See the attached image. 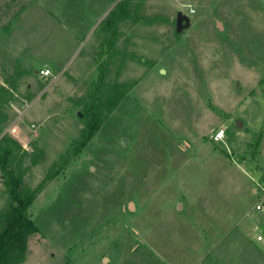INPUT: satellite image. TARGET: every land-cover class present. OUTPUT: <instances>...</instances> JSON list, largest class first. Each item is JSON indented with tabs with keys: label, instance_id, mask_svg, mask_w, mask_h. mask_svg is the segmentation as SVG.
I'll use <instances>...</instances> for the list:
<instances>
[{
	"label": "rangeland",
	"instance_id": "obj_1",
	"mask_svg": "<svg viewBox=\"0 0 264 264\" xmlns=\"http://www.w3.org/2000/svg\"><path fill=\"white\" fill-rule=\"evenodd\" d=\"M118 1L0 0V136L18 133L22 188L55 172L22 264H264V0H144L104 52ZM100 61L138 81L79 159L75 101ZM4 189L0 171V212Z\"/></svg>",
	"mask_w": 264,
	"mask_h": 264
},
{
	"label": "trees",
	"instance_id": "obj_2",
	"mask_svg": "<svg viewBox=\"0 0 264 264\" xmlns=\"http://www.w3.org/2000/svg\"><path fill=\"white\" fill-rule=\"evenodd\" d=\"M143 1L119 0L101 20L100 27L109 32L106 44H103L104 52L114 49L117 26L120 22L125 20L138 22L141 19L137 15L133 16L132 13L139 11ZM114 52L117 53L116 50ZM103 53L101 55H104ZM126 57L131 58L128 54H124L123 59ZM95 68L97 70L95 79L89 83L87 92L75 101V104L80 106L78 117L82 120L83 127L80 135L72 140L71 147L75 157L79 159L85 155L86 145L98 132L105 118L138 81L109 82L107 81L108 64L100 61ZM2 89L5 91V88L1 87L0 93ZM3 127L4 124L0 121V134ZM259 143V136L253 143H248L251 159H254L257 165L256 152ZM20 149V145L14 138L7 134L0 136V171L3 176L4 191L9 198L8 205L0 212V264H21L25 260L28 237L39 233L38 227L32 221L31 203L45 184L55 176V172L50 170L35 189L22 188V172H15L14 165L16 151ZM22 153L26 154L25 150H22ZM225 153L228 155L227 152ZM78 161H75L73 165H78ZM59 176L63 178L64 174L60 173Z\"/></svg>",
	"mask_w": 264,
	"mask_h": 264
},
{
	"label": "built area",
	"instance_id": "obj_3",
	"mask_svg": "<svg viewBox=\"0 0 264 264\" xmlns=\"http://www.w3.org/2000/svg\"><path fill=\"white\" fill-rule=\"evenodd\" d=\"M40 75H48L49 70L48 69H41L40 70ZM3 134H7L10 137H16L18 136L17 131L14 129V126H7ZM224 137V129L223 128H217L216 130H213L210 134V138L213 142H218ZM16 139V138H15ZM17 140V139H16ZM18 141V140H17ZM264 203L261 202L260 200L256 203L255 208L257 209H263ZM257 238H260V236H257Z\"/></svg>",
	"mask_w": 264,
	"mask_h": 264
},
{
	"label": "water",
	"instance_id": "obj_4",
	"mask_svg": "<svg viewBox=\"0 0 264 264\" xmlns=\"http://www.w3.org/2000/svg\"><path fill=\"white\" fill-rule=\"evenodd\" d=\"M190 25L189 23V19L187 18V16L181 12H178L176 14V18H175V31L176 32H181L184 28L188 27ZM78 115H80V113H77ZM238 126L241 127L242 123L240 121H238ZM124 142H126L127 140L124 138L123 139Z\"/></svg>",
	"mask_w": 264,
	"mask_h": 264
},
{
	"label": "crops",
	"instance_id": "obj_5",
	"mask_svg": "<svg viewBox=\"0 0 264 264\" xmlns=\"http://www.w3.org/2000/svg\"><path fill=\"white\" fill-rule=\"evenodd\" d=\"M259 12H261V10H259ZM218 23H219V22H218ZM150 70H151V71H153L154 69H153V68H151ZM210 131H211V130H210ZM263 208H264V207H263ZM21 264H22V263H21Z\"/></svg>",
	"mask_w": 264,
	"mask_h": 264
}]
</instances>
